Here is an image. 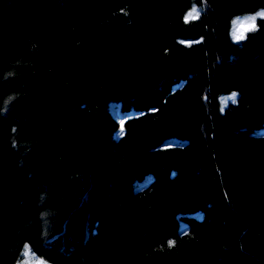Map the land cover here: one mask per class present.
Returning <instances> with one entry per match:
<instances>
[{"label": "trees", "instance_id": "trees-1", "mask_svg": "<svg viewBox=\"0 0 264 264\" xmlns=\"http://www.w3.org/2000/svg\"><path fill=\"white\" fill-rule=\"evenodd\" d=\"M260 9L0 0V264H264Z\"/></svg>", "mask_w": 264, "mask_h": 264}, {"label": "snow or ice", "instance_id": "snow-or-ice-1", "mask_svg": "<svg viewBox=\"0 0 264 264\" xmlns=\"http://www.w3.org/2000/svg\"><path fill=\"white\" fill-rule=\"evenodd\" d=\"M199 18V10L193 8L192 11L187 13L184 17L185 23L190 22L193 19ZM256 17H248L245 19L242 25H237L232 33V37L234 42H240L242 40H245L247 38L246 33L247 32H254L257 30V25L255 23ZM235 97V94H233V99ZM123 131V129H122ZM174 242H170V246H172ZM25 255L31 257V250L26 247ZM36 264H45L44 261H37Z\"/></svg>", "mask_w": 264, "mask_h": 264}, {"label": "rangeland", "instance_id": "rangeland-1", "mask_svg": "<svg viewBox=\"0 0 264 264\" xmlns=\"http://www.w3.org/2000/svg\"><path fill=\"white\" fill-rule=\"evenodd\" d=\"M28 248V247H27ZM29 249V248H28ZM26 250V249H25ZM25 250L23 253V259L20 261V264H36L37 261H44L47 262L46 260H44L43 258H40L38 256H36L35 254H33L31 252V257L26 256L25 255ZM47 264H50L49 262H47Z\"/></svg>", "mask_w": 264, "mask_h": 264}, {"label": "clouds", "instance_id": "clouds-1", "mask_svg": "<svg viewBox=\"0 0 264 264\" xmlns=\"http://www.w3.org/2000/svg\"><path fill=\"white\" fill-rule=\"evenodd\" d=\"M253 17H256V18H260V19H264V9H260L258 10L256 13L254 14H251ZM259 30V27L257 25V30ZM18 264H20V262H18ZM45 264H47V262H45Z\"/></svg>", "mask_w": 264, "mask_h": 264}]
</instances>
